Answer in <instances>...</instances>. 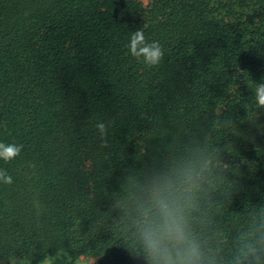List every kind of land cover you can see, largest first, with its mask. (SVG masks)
I'll return each instance as SVG.
<instances>
[{
    "label": "trees",
    "instance_id": "1",
    "mask_svg": "<svg viewBox=\"0 0 264 264\" xmlns=\"http://www.w3.org/2000/svg\"><path fill=\"white\" fill-rule=\"evenodd\" d=\"M137 30L157 65L129 54ZM259 83L264 0H0V143L23 145L0 160V264H145L126 211L184 167L214 264L264 249Z\"/></svg>",
    "mask_w": 264,
    "mask_h": 264
},
{
    "label": "clouds",
    "instance_id": "2",
    "mask_svg": "<svg viewBox=\"0 0 264 264\" xmlns=\"http://www.w3.org/2000/svg\"><path fill=\"white\" fill-rule=\"evenodd\" d=\"M129 54L143 58L147 66L157 65L163 58L158 42H147L143 31H134L126 45ZM254 100L264 109V83L256 85ZM100 137L107 135V125H95ZM106 142V141H105ZM23 145L0 143V160L11 161L21 152ZM203 177L193 167H184L155 175L136 195L134 205L126 215L130 218L132 237L137 249L134 254L145 264H214L206 255L191 230L190 217ZM0 182L12 183V177L0 170ZM259 249L249 245L234 258L235 264H264ZM9 264H24L22 259L11 258ZM46 264H51L50 260Z\"/></svg>",
    "mask_w": 264,
    "mask_h": 264
},
{
    "label": "rangeland",
    "instance_id": "3",
    "mask_svg": "<svg viewBox=\"0 0 264 264\" xmlns=\"http://www.w3.org/2000/svg\"><path fill=\"white\" fill-rule=\"evenodd\" d=\"M141 2L145 3L146 0H140ZM93 259L87 257H80L77 259L75 264H92Z\"/></svg>",
    "mask_w": 264,
    "mask_h": 264
}]
</instances>
